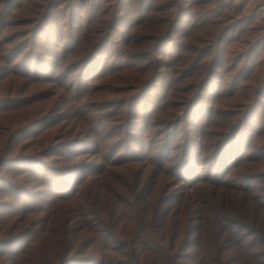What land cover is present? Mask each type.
<instances>
[{"label": "trees", "instance_id": "trees-1", "mask_svg": "<svg viewBox=\"0 0 264 264\" xmlns=\"http://www.w3.org/2000/svg\"><path fill=\"white\" fill-rule=\"evenodd\" d=\"M18 1L20 4L24 2ZM13 2L0 0V4H5L4 10ZM66 2L47 0L46 12L33 22L37 24L35 32L56 20L55 11L60 8H63V29L70 30L71 14L70 9L65 10ZM208 4L214 6L202 10L204 14L208 13L199 28L207 30L206 37H196L191 45L187 42L182 50H177L176 72L182 78L174 80L170 76L164 79L163 73H158L162 69L156 67L166 61L160 60L159 56L155 59L153 51L163 50L164 44L175 42L178 33L175 28L182 22L190 24L192 31L189 34L194 32L195 5ZM96 6L95 0H84L82 9H95L97 13ZM247 7L250 9L244 14ZM155 16L161 31L148 33L151 39L135 43L136 49L128 56L137 54L141 56L139 59L145 57L154 60L155 68L142 67L141 74L144 75L146 87L158 83L164 90L157 98L156 107L170 104L169 95L172 92L175 99L171 104L178 108L187 107L189 110L198 101L205 106L203 95L208 90V84L222 74L226 87L223 83L218 87L221 93L214 95L212 92L211 101H216L227 88L231 89L223 95L225 98L237 96L240 99L233 107L225 108L224 112V104L220 103L219 114L228 118V126L232 123L229 120L231 117L239 116L229 131H213L214 135L223 136L220 144L226 148L224 160L236 159L232 151L238 152L237 163L247 158H264L263 0H166ZM99 29L101 31L97 32L96 41L72 63L73 69L71 64L68 65L65 70L67 77L79 68L83 60L104 45L105 33L102 28ZM29 33L5 37L3 30H0V43L11 44ZM30 42L31 39H27L24 48L29 47ZM81 43L82 39L77 35L76 43L69 45L70 53L76 51ZM143 43L150 45L142 50L138 45ZM75 44L76 49L73 50ZM219 44H225V51L229 50L226 55L229 62L217 66L213 61H208L207 56ZM232 45L236 47L231 48ZM100 62L101 59H94L91 69L99 71ZM234 63L228 72L222 70L224 66L230 68ZM133 84L125 85L124 90ZM177 85L182 87L176 89ZM14 101V98L1 97L0 106L10 105ZM145 101H148L146 97ZM125 103L126 100L121 101V104ZM17 104L16 101L12 106ZM29 104L22 103L21 106ZM208 110L211 114L215 113L214 107ZM255 114V124H250ZM31 120L30 117L22 122ZM64 120L61 119V122ZM183 121L184 118L178 116L161 120L159 126L165 130L159 134L167 135V159L172 158L173 141L181 132ZM45 123L47 119L40 118L14 133L23 134ZM79 126L86 139L88 125L83 121ZM213 134L204 133L201 136L213 140ZM10 139L11 134L9 138H1L0 147L7 149ZM57 140L56 133L50 132L36 137L27 146L16 145L14 151L31 149L37 153L16 156V163L31 161L40 164L43 157L50 156L57 148L54 147ZM97 140V154H102L109 146V138L99 135ZM78 143V140L72 141L67 146ZM197 143V139L189 137L186 151L178 161V166H185L188 172L193 171L190 167L192 161L187 160L188 151ZM111 147L114 150L110 157L98 165H92L95 167L93 173L76 178L75 183L71 182L69 175L54 173V170L41 165H22L9 171L11 175L5 178L8 184L0 185V205L5 204L15 212L9 213L7 209L0 208V250H4L0 252V264H264V182L256 187H248L249 181L264 179V169L245 176L240 187L230 184L227 177L223 180L205 178L201 173L171 179L165 165L158 166L151 153L134 154L130 159L118 160L122 147L115 144ZM212 148L207 146L211 154L214 153ZM60 156L52 166L65 162V156ZM4 157H8L7 153L0 154V159ZM195 160L202 165L210 162V158L204 155H198ZM52 168L60 170L63 167ZM225 170L226 166L223 165L219 176H223ZM187 182V193L167 197L169 188ZM33 183L37 184L34 189L31 188ZM27 235L32 237L27 246L14 250L16 244Z\"/></svg>", "mask_w": 264, "mask_h": 264}, {"label": "rangeland", "instance_id": "rangeland-1", "mask_svg": "<svg viewBox=\"0 0 264 264\" xmlns=\"http://www.w3.org/2000/svg\"><path fill=\"white\" fill-rule=\"evenodd\" d=\"M46 1L24 0L20 4L18 0H14L7 10H4V3L0 4V30H3L5 37L30 32L11 44L0 43V95L14 98L13 103L16 101L18 103L16 106H12L13 103L0 106V139L9 138L11 134L7 149L0 147V154L8 155L0 159V185L8 184L5 178L11 175L9 171L22 165L45 166L50 171L54 170L52 171L54 173L69 175L71 182L75 183L76 178L93 173L95 167L92 165H98L100 161H106L110 157L114 150V147L110 148L112 144L122 147L118 160L130 159L134 154L151 153L158 166L165 165L171 179L201 173L205 178L223 180L227 177L230 184L240 187L245 176L264 169V158L259 160L247 158L237 163L238 152L236 151H232V156L236 159L224 160L226 148L220 144L223 136H216L213 131L220 133L229 131L233 121L239 116L231 117L229 120L232 123L228 126V118L219 114L220 103L224 104L222 106L224 112L225 108L233 107L240 99L237 96L225 98L223 95L229 93L231 89L227 88L216 101H211L212 92L214 95L221 93L218 92V87L223 83L226 87L227 83L222 79V74H218L217 76L220 77L208 84V90L203 95L205 106L198 101L189 110L187 107L178 108L171 104L175 99L172 92L169 95L170 104L156 107L157 98L164 90L158 83L146 87L144 75L141 74L142 67L155 68L154 60H147L145 57L139 59L141 56L137 54L128 55L136 49L135 43L143 39H151L152 36L148 33L161 31L155 12L166 0H95L97 13L95 9H82L84 0H67L65 10L67 12L70 9L72 24L70 30L63 29L65 25L62 18L63 8H60L55 11L56 20L49 22L46 28L35 32L37 24L33 22L46 12ZM57 2L58 0H55V3ZM213 6L214 4L195 5L193 20L195 31L189 34L192 31L190 24L182 22L175 28L178 31L174 38L175 42L169 45L164 44L161 48L163 50L153 51L155 59L159 56L160 60L166 61L156 67V69H162L158 73H163L164 79L170 76H173L174 80L182 78L176 72L177 50H182L187 42L191 45L196 37H206L207 30L199 29L204 24L208 13L204 14L202 10ZM249 9V7L245 8L244 14ZM99 28H102L105 33L104 45L83 60L79 68L67 77L66 68L71 64L73 69L72 63L96 41L97 32L101 31ZM77 35L82 39V43L76 51L70 53L69 45L71 42L76 43ZM27 39H31V42L29 47L24 48L23 45ZM149 45L143 43L138 46L143 50ZM225 47V44L217 45L209 52L207 60L213 61V64L217 66L223 65L225 61L229 62L226 57L229 50L225 51ZM235 47L236 45L231 46V48ZM94 59H101L99 71L91 69V62ZM234 65L235 63L230 68L224 66L222 70L228 72ZM88 75L91 77L88 78ZM129 83L135 84L128 86V90L125 91L124 86ZM181 87L177 85L176 89ZM165 92L167 96L168 90ZM134 97H136L135 101H133ZM145 97L148 101H145ZM122 100H126V103L121 104ZM22 103L30 104L21 106ZM212 107L215 109L214 114L208 110ZM175 116L183 117L184 121L180 126L181 132L173 141L172 158L167 159V135L159 134L165 130L159 125L162 124L161 120H170ZM30 117L32 119L30 122H22ZM210 117L211 121H209ZM40 118L47 119V123L42 126L36 125L35 128L23 134L14 133L18 128ZM255 118H257L256 114L250 120V124H255ZM61 119L66 120L61 122ZM83 121L88 125L86 139L79 128ZM50 132L56 133L58 139L54 144L57 148L50 156L43 157L40 164L31 161L16 163V156L37 154L31 149L14 151L16 145L27 146L36 137H43ZM204 133H212L213 140L203 138L201 135ZM99 135L109 138V146L102 154H97L99 149L97 136ZM189 137L198 140L193 149L188 151L187 156V160L192 161L190 166L192 172L186 171L185 166H178V161L186 151V142ZM76 140L79 141L78 144L67 146L68 143ZM207 146H213V154L209 152ZM61 154L65 156L63 158L65 162L52 166L55 165L53 164L55 159L61 158ZM198 155L209 157V164L202 165L197 162L195 158ZM223 165L226 166L225 174L219 176V170ZM52 167L63 168L57 170ZM213 168L216 169L215 172L212 171ZM40 176L43 177L42 174ZM262 182H264L262 178L251 180L248 187H256ZM36 185L33 183L31 188L34 189ZM188 185L187 182L182 186L169 188L167 197H179L187 193ZM0 208L7 209L9 213L15 212V209L7 208L5 204L0 205ZM31 238L27 235L16 244L14 250L25 248Z\"/></svg>", "mask_w": 264, "mask_h": 264}]
</instances>
